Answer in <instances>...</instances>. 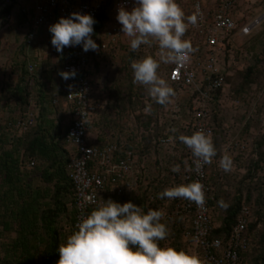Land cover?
<instances>
[{
	"label": "rangeland",
	"instance_id": "obj_1",
	"mask_svg": "<svg viewBox=\"0 0 264 264\" xmlns=\"http://www.w3.org/2000/svg\"><path fill=\"white\" fill-rule=\"evenodd\" d=\"M202 1L208 9L214 8L216 3V0ZM34 3L35 0H13L10 12L0 18V155L5 151L16 150L20 160V171L24 177L18 192L21 191L24 198L38 194L35 208L41 214L47 211L49 207H53L56 188L54 183L49 184L42 179V171L48 167L45 161L37 157L34 169L27 166L26 162L30 156L25 149V143L27 145L26 141H29L36 134H42L49 141H56L60 138L61 144L66 147L67 151L71 152V145L64 140L63 134L71 123L72 113L70 107L64 102L65 79L60 75L62 72L59 67L60 64L54 60L49 51L47 53L44 47L29 48L26 44V36L32 24L24 9H31ZM263 15L264 0L239 1V5L234 10L237 29L230 37L231 42L221 66L226 85L218 93L215 100L213 99L214 103L212 104V122L215 132L213 144L216 155L211 161L209 172L213 187L211 197L216 199L215 203L212 204L215 226L219 228L222 225L228 208L238 199L242 201L241 208L244 206L251 208L252 216L249 219L251 221L249 232L251 246L246 256L248 264H251L250 259L252 260L258 252L260 247L259 236L264 231ZM256 20L260 22L252 34L241 36V29ZM113 24L116 22L110 23L109 27ZM131 39V37L124 35L121 44L127 46ZM45 43H48L47 39H45ZM96 43L99 45L100 41L98 40ZM97 52L98 50L90 53L92 76L98 85V91L107 93L109 102L108 106L95 117L89 128V136L97 133L104 137L110 135L113 141H117L137 129L134 116L125 115L122 109L125 104L121 102L122 99L118 100V91L121 94H126L130 90L143 96H150V94L145 86L135 83L132 79L134 77L133 69L124 49L113 59H111L112 57L99 56ZM31 63L37 64L33 73L29 72V64ZM167 70V66L162 62L158 74L165 80ZM22 79H24L25 87L29 93V107L22 102L21 97H15ZM173 89L175 96L171 97L168 104L161 107L163 126L159 127L161 138L167 139L172 135L174 136L170 148L158 149L157 145L153 147L152 144L147 146L148 149L150 148L148 151L149 171L153 177L159 175L154 179L152 177V182L167 176L166 184H168V177L173 173L172 169L176 165H180V171L188 170V146L181 142L179 137L181 135L190 136V131L187 133L181 130L168 131V125H172L170 122L172 114L169 113L168 109L174 103H178L181 108L182 121L187 118V111L191 105L190 92H180L175 88ZM55 100L59 101L58 105L53 104ZM141 102L143 105H152V101L147 98ZM27 112L36 114L35 126L27 132H21L14 126L17 121L25 117ZM142 115H145L143 111ZM147 115L151 116V114ZM146 126L148 125L145 124ZM139 137V134L133 135L134 144H137ZM139 153L141 154V150ZM140 154L138 155L140 156ZM226 155L232 160V167L229 171H225L221 167V160ZM7 189L8 186L1 177L0 264H25V256L22 254V250H16L13 246L20 237V227L10 212L6 211L7 208H10L17 212L23 205L19 198L15 200L16 196L12 197V202L9 204L5 199L6 196L4 197ZM249 193H251V199ZM259 197L263 200L262 206H259ZM221 201L226 207L221 205ZM66 205L67 212L60 217L56 225L61 244L66 243L67 238L73 234L74 206L72 196L66 198ZM6 221L9 223V229L4 226ZM42 224H37L36 236H29L36 259L34 264L41 263L42 255L49 240V235ZM168 225L172 234L178 223L175 219ZM252 228L253 230H251ZM169 234L162 241L163 244H160L161 247L172 246V239ZM185 247L188 248L187 243L183 248L185 249ZM189 252L191 251L189 250Z\"/></svg>",
	"mask_w": 264,
	"mask_h": 264
},
{
	"label": "built area",
	"instance_id": "obj_2",
	"mask_svg": "<svg viewBox=\"0 0 264 264\" xmlns=\"http://www.w3.org/2000/svg\"><path fill=\"white\" fill-rule=\"evenodd\" d=\"M106 0H35L31 9H24L30 17L32 26L26 36L28 46L44 47L47 53H51L62 65V72L75 70L74 78L65 80L67 92L64 102L71 106L72 120L68 131V142L74 147L71 153V162L68 166V175L73 184L75 231L77 223L87 216L94 208L104 200L112 199L122 201L124 197L138 192L141 175L135 172L139 159L148 157L139 153L138 140L133 149L122 148L120 150L117 141L105 142L103 145H93L90 142L89 128L95 117L107 106L108 95L98 91V85L92 76V65L89 52H84L82 46L65 47L63 54L56 51L51 40L52 34L49 27L59 21L61 17L67 18L72 13L90 14L97 20L98 14ZM240 0H216L214 8L208 9L202 0H177L186 17L195 15L197 22L189 23L184 39L189 40L194 48L189 61L182 67L174 63H165L160 58L158 43L143 50V56L163 62L167 67L166 81L168 84L192 91L191 105L189 108L191 135L198 131L211 133L213 141L214 130L212 127L211 103L213 95L222 90L226 83L221 70L224 56L229 48L230 37L237 29V21L234 10ZM13 0H0V18L12 7ZM135 0H117L113 7V19L106 25L102 33V43L97 55H114L121 53L123 46L121 40L124 33L122 25L117 20L118 10L121 7L131 11L135 7ZM10 17V16H9ZM109 27L110 23H115ZM260 21L244 26L241 36H249L255 30ZM40 31L44 32L48 43L41 40ZM127 46H130L128 44ZM138 50V51H139ZM148 51V52H147ZM144 58V57H143ZM37 68L36 63L29 64V72L33 73ZM54 105L59 101L55 100ZM36 114L30 112L25 118L15 124V129L24 132L35 126ZM154 133V126L148 131ZM132 135L136 133H132ZM172 139H161L158 147L170 148ZM130 143V142H129ZM122 144L127 145L128 139ZM244 148V147H243ZM120 152V154H118ZM140 154V156L138 155ZM188 170L173 173L166 184V178H159L155 182L146 185L145 190L150 189V184L158 186L162 182L160 190L150 195L154 203L152 209L164 212L163 222H172L181 218L186 225L183 236L189 241L190 251L200 260V264H241L240 254L251 246V240L246 236L249 225L250 208L245 207L242 215L233 228L230 240L225 243L223 238H211L215 228L213 208L209 198L213 188L208 182L207 168L209 163H204L199 172L196 170V160L192 150L188 147ZM34 162L30 166H34ZM136 173V174H135ZM170 177V176H169ZM133 178V180H132ZM199 181L204 186L205 203L199 205L185 198L159 199L158 193L166 188L187 185ZM136 186V188H135Z\"/></svg>",
	"mask_w": 264,
	"mask_h": 264
},
{
	"label": "clouds",
	"instance_id": "obj_3",
	"mask_svg": "<svg viewBox=\"0 0 264 264\" xmlns=\"http://www.w3.org/2000/svg\"><path fill=\"white\" fill-rule=\"evenodd\" d=\"M131 11L124 7L118 10L117 20L124 35L131 37L130 47L138 51L142 45L158 43L160 57L165 63L184 66L194 51L189 40L184 39L189 23L195 24V15L186 17L177 0H135ZM97 21L90 14L72 13L61 17L49 27L51 43L63 54L65 47L82 46L84 52L97 51L99 45L93 39ZM134 82L145 86L150 96L161 105L175 96L174 89L158 74L160 61L147 56L132 61ZM68 80L77 73L61 72ZM180 141L187 145L197 158L196 170L210 163L216 155L211 133L198 131L191 136L181 135ZM221 167L229 171L232 160L224 156ZM180 171V165L172 169ZM204 186L196 181L179 185L158 193L159 199L185 198L199 205L205 203ZM222 206L223 201L220 202ZM164 212L149 209L129 201L121 204L112 199L104 200L76 225V231L59 247L57 264H200L196 256L172 247H161L160 241L168 235L167 225L162 223Z\"/></svg>",
	"mask_w": 264,
	"mask_h": 264
},
{
	"label": "trees",
	"instance_id": "obj_4",
	"mask_svg": "<svg viewBox=\"0 0 264 264\" xmlns=\"http://www.w3.org/2000/svg\"><path fill=\"white\" fill-rule=\"evenodd\" d=\"M116 1L117 0H106L103 3L102 9L98 14L96 20L97 23L94 25L93 39L95 40V42L98 40L100 41L99 47L101 46L102 43V33L106 25L113 19V7ZM10 10L11 7L8 8L6 14H8ZM143 48H147V45L143 46ZM123 49L126 51L125 54H127L126 56L128 57L129 64H132V61L134 60L139 61L143 59V57L144 58L147 57V56H143V54H145L143 50L133 51L130 46H123ZM90 53L91 50L89 52V56H91ZM59 67L62 71V65H59ZM132 79L134 80V77H132ZM23 84H24V79H22V81L20 82L15 97H21L22 102L25 103V105H28L29 107L30 105V100H28L29 93L27 88L25 87V84L24 85ZM220 91H218L213 95L214 100L218 96V93ZM119 92L120 91H118L117 93L119 94L118 100L120 101L122 99L121 102H123V104L126 105V107L125 105L122 106V109L124 110L125 115L128 114L134 116L135 124L137 128L142 127V128H147L149 130L152 126H154V133L143 134L141 136L142 144L137 145L141 150V155L145 157H149L148 151L150 148L148 149L147 146L149 144H152L153 147H155L156 143L159 141V137L157 136L158 132L156 130L159 129L158 125L159 127H161L160 120H161L162 105L158 104L151 96L149 95L143 96L137 92H134L133 90H130L126 94H121ZM63 95L65 100L67 95L66 90L64 91ZM146 98L152 101V105H145V104L143 105L141 100L143 101ZM213 101L211 103L212 121H213L212 104L214 103ZM108 102H109V98H108ZM67 106L70 107V112H71V106L69 105ZM142 111L144 112L145 115H142ZM27 114L28 112L26 113V115ZM147 114H151V116ZM145 124H147L148 126L145 127ZM69 126L67 127V129H65L63 134L64 135L63 138L67 143H69L67 139ZM212 127H213V122H212ZM147 129L146 131H148ZM132 137L133 135L129 134V135H125V138L121 137L117 140L120 150H122L123 147L126 148V150L131 148L133 149L134 142ZM126 139H128V144L127 145L122 144L123 141ZM26 142L28 144L26 145L25 143L26 146L25 149L27 151V154L30 156L28 157V160L26 162L27 166H29L30 169H34V167L36 166L37 157L45 161L48 164V167L44 171H42L41 174L42 179L46 183L49 184L54 183L56 191L54 196L53 207H49V209L44 213L41 214L38 213L37 209L35 208L36 206L35 203H37L38 194H36V196H32V197L27 196L26 198H24L23 193L21 191L18 192V189L21 188L20 184L24 177L20 171V160L17 157L16 150L5 151L0 155V178L3 177V181L8 186L7 191L4 193V197L6 196L5 199L10 204L12 202V197L14 198L16 196L15 200L19 198V201H21L23 205L21 209L18 210L17 212H15V209H10V208H7L8 210L6 209V211L7 212L9 211L11 216L15 218V222L18 223V226L20 227V231H19L20 237L13 246L14 248H16V250H22V254H24L25 256V264H34L36 259H35V254L33 253V246L30 245L29 236L30 235L36 236L37 234L36 230L38 229L36 227L37 224L43 223L42 225L49 235V240L46 245L45 252L42 255L40 264H57V262L60 259V255L58 251L61 244L60 235L56 227L57 221L60 219L62 215H64L67 212L66 198L72 196L73 206L75 203L73 184L68 175V166L71 162V157H72L71 152L67 151L66 147L61 144L60 138H58L56 141H49L48 138H46L42 134H36L33 138H31L29 141ZM118 154H120V152ZM32 162L35 163L34 166H30ZM210 166H211V162L209 163L207 172H208V182L212 187L210 182V172H209ZM173 173L169 175L170 176L168 177L169 179H171V175ZM176 174L178 175V172H176ZM161 184L162 182H160L158 186H155L154 183H151L150 189H147L146 191L139 194L126 196L123 198L121 202L120 201L118 202L123 204L131 201L137 204L138 206H141L144 212L146 213L149 209H152V206H154V203H152L150 200V195L153 192H157L158 190H160ZM249 194H250L249 197L251 199L252 198L251 193ZM209 198H211V196H209ZM212 198L213 199L210 200L211 207L212 204L215 203L216 201V199L213 196ZM241 203H242L241 199H238L232 206L228 208L227 215L223 219L222 225L219 228L215 226L211 234V238L220 237L224 239L225 243L229 242L233 228L238 223L242 215V211L244 210L245 207H249V206H244L241 208ZM258 203L259 206H262L263 200L261 197H259ZM251 216L252 213L250 208V217ZM176 222L178 223V225L176 229H174V232L171 234V230L168 225L170 223L162 221V223H165L167 225L168 234L170 233L169 236L172 239L171 247L177 249L178 251H184L185 253L193 256L192 252H189L190 250L189 247L191 246V244L189 241H186L183 236V232L186 225L183 223L181 218H177ZM249 222L250 223L248 225L245 234L250 239L249 232H250L251 221L249 220ZM74 224H75V210H74V219L72 223L73 233L75 231ZM4 226L7 229L10 228L9 223L7 221L5 222ZM251 230H253V228ZM162 241H160L159 243L161 244ZM185 243L188 244V248L185 247L184 249L183 247ZM259 246L260 247L258 249L257 254H255L252 260L250 259L251 264H264V231L259 236ZM249 250L250 248L246 251L241 252L240 254L241 264H248V261L246 260V256L248 255L247 252Z\"/></svg>",
	"mask_w": 264,
	"mask_h": 264
},
{
	"label": "crops",
	"instance_id": "obj_5",
	"mask_svg": "<svg viewBox=\"0 0 264 264\" xmlns=\"http://www.w3.org/2000/svg\"><path fill=\"white\" fill-rule=\"evenodd\" d=\"M40 36H41V40L45 41L46 37H45L44 32L40 31ZM28 47L32 48V47H36V46H28ZM119 54L120 53H117V54H114V55H105V56H107L108 58L112 57L111 59H113L114 56H117ZM53 58L56 61V58L54 56H53ZM170 86L175 88V89H177L178 91H180V89L178 87H175V86H172V85H170ZM182 91L190 92V98H192V91L190 89H182L180 92H182ZM168 110L170 111L169 113L172 114V116H171L172 118L170 119V122L172 123V125H168V131L174 130V132H175L176 130H181V131L186 132V133L188 131H190L189 125L191 124V120H190L189 109L187 111V118H185L183 121L181 119V114H182L181 113V108H180V105L178 103L177 104L174 103L171 107H169ZM175 124L177 125L176 127H175ZM160 126H163L161 120H160ZM158 128H159V125H158ZM144 131H146V129L141 127L139 129L137 128L135 131H132V132H134L136 134H139L140 135L139 140H140V138H141V136L143 134H147V132H144ZM156 131L158 132L157 136L159 137V140L163 139L160 136V133H161L160 128L157 129ZM136 134H134V135H136ZM127 135H129V134H127ZM190 136H191V132H190ZM89 137H90V142L93 145H103L105 142H109V141L113 140V138L110 137V135H108L107 137H104V136L99 135L98 133L96 135H92V136H89ZM169 138H171L173 140L174 136L172 135ZM169 138H167V139H169ZM162 148L168 149V148L162 147V146L159 147L158 149H162ZM73 150H74V147L71 146V153L73 152ZM154 158H156V157L154 156ZM138 161L139 162L137 163V171H136V173L139 172V174L141 175L140 176L141 179H140V182H139V188L137 187V189L139 190L138 192H141V191L143 192V190H145L146 185L149 184L150 182H152V180L154 178L159 177V175H156L155 177H153L151 175V173L149 171V167H148L149 158L139 159ZM140 169H142V170L140 171ZM152 177H153V179H152ZM132 180H133V178H132ZM135 188H136V186H135Z\"/></svg>",
	"mask_w": 264,
	"mask_h": 264
}]
</instances>
